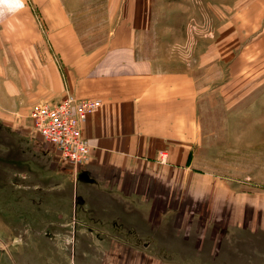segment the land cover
<instances>
[{
    "label": "crops",
    "instance_id": "obj_1",
    "mask_svg": "<svg viewBox=\"0 0 264 264\" xmlns=\"http://www.w3.org/2000/svg\"><path fill=\"white\" fill-rule=\"evenodd\" d=\"M136 20L123 11L106 39L86 48L61 1L23 0L12 11L0 3V121L27 140L33 105L67 95L101 102L80 125L91 146L86 159L61 161L42 140L57 155L48 163L54 191L70 181L74 212L98 218L49 212L56 227L71 218L70 242L61 228L28 239L30 224L16 237L11 219H0V264H49L47 241L73 249L60 253L69 264L81 239L95 237L85 221L100 227L104 248L115 241L134 249L135 263L264 264V189L196 169V81L188 70L157 69L138 55ZM38 217L36 226L48 222ZM116 224L125 234L112 232Z\"/></svg>",
    "mask_w": 264,
    "mask_h": 264
},
{
    "label": "rangeland",
    "instance_id": "obj_2",
    "mask_svg": "<svg viewBox=\"0 0 264 264\" xmlns=\"http://www.w3.org/2000/svg\"><path fill=\"white\" fill-rule=\"evenodd\" d=\"M59 1L86 48L106 39L118 14L128 9L131 17L135 14L138 55L151 60L157 69L188 70L196 81L201 137L194 149L193 165L200 171L264 189V0ZM26 130L27 140L0 121V219H11L17 226L16 237L25 236L23 228L30 224L28 239L54 237L53 231L61 228L68 231L70 242L71 218H67V226L56 227L59 218L53 219L49 212L86 219L98 218V214L89 212L88 216L79 208L74 212L70 192L65 194L70 181H62V192L54 191L57 178L48 163L57 160V155L44 145L31 120ZM38 213L48 221L42 226H36L42 219ZM85 222L95 237L81 239L71 260L73 249H60L47 241L45 248L51 255L47 260L54 262L49 264L65 263L62 251L68 253L69 264L143 263H135L134 249L115 241L104 248L106 241L97 242L104 240L102 233L95 231L100 227ZM111 229L118 232L122 226L112 225ZM83 230L88 231L87 226ZM121 231L125 234L124 227Z\"/></svg>",
    "mask_w": 264,
    "mask_h": 264
},
{
    "label": "built area",
    "instance_id": "obj_3",
    "mask_svg": "<svg viewBox=\"0 0 264 264\" xmlns=\"http://www.w3.org/2000/svg\"><path fill=\"white\" fill-rule=\"evenodd\" d=\"M100 106L97 99L67 95L58 102L33 105L29 117L35 132L55 150L59 159L76 164L86 159L91 149L81 136L80 125Z\"/></svg>",
    "mask_w": 264,
    "mask_h": 264
},
{
    "label": "clouds",
    "instance_id": "obj_4",
    "mask_svg": "<svg viewBox=\"0 0 264 264\" xmlns=\"http://www.w3.org/2000/svg\"><path fill=\"white\" fill-rule=\"evenodd\" d=\"M5 11H12L23 6V0H0Z\"/></svg>",
    "mask_w": 264,
    "mask_h": 264
}]
</instances>
